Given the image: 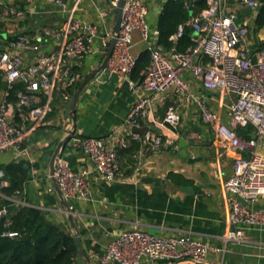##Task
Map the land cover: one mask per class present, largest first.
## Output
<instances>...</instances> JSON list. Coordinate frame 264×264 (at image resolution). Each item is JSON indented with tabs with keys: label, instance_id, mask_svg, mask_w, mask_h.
I'll list each match as a JSON object with an SVG mask.
<instances>
[{
	"label": "built area",
	"instance_id": "obj_1",
	"mask_svg": "<svg viewBox=\"0 0 264 264\" xmlns=\"http://www.w3.org/2000/svg\"><path fill=\"white\" fill-rule=\"evenodd\" d=\"M45 1L64 9L65 0ZM119 1L110 0L108 11L116 9ZM124 1L120 29L104 71L128 80L134 101L122 123L104 136H80L72 126L68 128L67 122L64 132L70 138L66 145L82 149L92 162L97 179L114 182L122 172L121 150L138 141L141 146L134 155L137 173L144 148L177 150L179 147L174 137L156 131L158 121L153 117L155 97L172 89L186 102L198 105L199 118L213 131L214 144L222 149L221 153L233 156V171L223 183L228 205V229L223 241L243 243L248 228H264V206H255L259 199H264V48L250 49L249 26L238 21L236 6L255 9L259 3L257 0H186L184 7L190 15L178 25L171 39H178L190 28L192 44L179 51L174 47L166 50L158 43V30H150L143 0ZM202 1L204 6L196 10V3ZM24 2L0 0V82L4 84L0 87V151L22 149L27 136L54 111L55 95L68 111L72 95L69 89L81 81L76 65L91 51L99 29L98 23L81 21L70 11L58 27L47 25L35 32L16 31L18 20L28 12L26 6L19 5ZM134 31L140 33L150 53L149 64L137 80L131 78L137 59L130 53ZM113 34L114 30L109 29L103 37L104 55ZM194 84L228 99L226 122L206 99L193 91ZM144 119L152 123L144 133L133 131V127L143 126ZM160 123L177 131L180 116L174 105L167 107ZM249 126L253 127V137L244 138L236 131ZM260 145L263 151L259 150ZM2 175L0 170V183L4 186L7 182ZM53 177L66 200L91 197L87 171L72 170L61 154L54 162ZM6 212L2 207L0 217ZM219 250L189 234L161 236L133 228L118 232L103 252L90 260L92 264L144 261L203 264L211 251Z\"/></svg>",
	"mask_w": 264,
	"mask_h": 264
},
{
	"label": "crops",
	"instance_id": "obj_2",
	"mask_svg": "<svg viewBox=\"0 0 264 264\" xmlns=\"http://www.w3.org/2000/svg\"><path fill=\"white\" fill-rule=\"evenodd\" d=\"M143 1L147 8L146 21L154 31L167 0ZM257 1L264 3V0ZM24 3L28 12L18 20L16 31L35 32L47 25L58 27L70 11L81 21L98 23V34L91 43V51L76 69L82 81L99 68L104 58L103 37L107 30L115 27L116 9L108 11L110 0H65L64 9L45 0H26ZM256 9L236 6L238 21L249 26L247 42L251 50L264 48L260 44L264 42V27L254 30ZM132 46L137 57L145 49L138 31L133 32ZM193 91L206 99L223 121H227L228 99L221 98L218 92L205 91L199 84H194ZM134 97L128 80L102 70L81 92L73 117L68 114L69 110H64L61 101H54V111L27 136L20 151H0V164L24 159L31 166L25 190L15 198L16 201L47 210L73 233L50 174L53 151L65 136L67 122L68 128L72 126L80 136H104L122 123ZM170 105L176 107L180 116L176 132L160 123ZM153 117L158 121L156 131L174 137L179 147L177 150L144 148L137 173L134 171L135 153L129 160L123 157L122 172L114 182L96 178L93 164L81 148L68 144L61 153L72 170L87 171L91 182L90 198L66 200L86 255L94 260L118 232L141 228L161 236L189 234L221 249L211 251L203 264H264V228H248L247 239L240 244L223 241L228 229L223 183L233 171V156L221 153L222 149L214 144L213 131L199 118L198 105L193 101L186 102L168 89L155 97ZM142 124V127H148L152 123L144 119ZM248 128L249 138L253 137V127ZM236 131L241 136L240 129ZM258 148L263 151L261 145ZM255 206H264V199H259ZM78 261L81 263L80 259ZM142 264L167 263L144 261Z\"/></svg>",
	"mask_w": 264,
	"mask_h": 264
},
{
	"label": "trees",
	"instance_id": "obj_3",
	"mask_svg": "<svg viewBox=\"0 0 264 264\" xmlns=\"http://www.w3.org/2000/svg\"><path fill=\"white\" fill-rule=\"evenodd\" d=\"M185 1L167 0L158 17V43L166 50L174 47L183 51L192 44L190 28H186L178 39H171L178 25L190 15L184 7ZM204 4L203 1L196 3V10ZM253 25L254 30L264 27V3L257 7ZM260 44L264 47V42ZM149 61L150 53L144 49L138 55L131 72L133 80L141 78ZM80 82L70 88L69 92L73 93ZM3 85L0 82V87ZM239 129L242 137L249 138L248 127ZM140 146V142L134 141L129 148L122 149L121 154L129 160ZM0 170L3 172L2 179L7 182L4 186L0 183V210L2 207L7 209L0 217V264H74L76 247L72 232L47 210L12 200L19 198L25 190L30 176V163L24 159L14 160L0 164Z\"/></svg>",
	"mask_w": 264,
	"mask_h": 264
},
{
	"label": "water",
	"instance_id": "obj_4",
	"mask_svg": "<svg viewBox=\"0 0 264 264\" xmlns=\"http://www.w3.org/2000/svg\"><path fill=\"white\" fill-rule=\"evenodd\" d=\"M124 0H120L116 6V14H115V27H114V34L111 37L110 41H109V45L107 47L106 53L104 55V58L99 66V68L92 73L91 75H89L88 77H86L85 79H83L80 84L78 85V87L74 90V92L72 93L69 102H68V114L73 117L74 115V111H75V106L76 103L78 101V98L81 94V92L84 90V88L86 87V85L96 76V74L102 70H104L110 56L111 53L113 51V48L115 46L116 43V36L117 33L120 29V23H121V18H122V12H123V6H124ZM133 131L139 132V133H144V131L146 130V127H138L135 126L132 129ZM70 138V134L65 135L63 137V139L57 144L56 148L53 151V154L51 156L50 159V174L53 177V173H54V162L56 160V158L58 156H60V154L62 153L63 149L65 148L68 140ZM54 179V177H53ZM55 181V180H54ZM56 184V182H55ZM57 190L60 193L61 199H62V204L64 206V208H66V211L68 213V221L70 223V227L72 228V236H73V240L75 243V247H76V253H75V257H74V264H92V261L90 260V258L86 255L83 245H82V240H81V236L80 233L76 227L75 221L73 219L72 213L70 212V210L68 209V205L66 202V199L63 197V195L61 194L60 190L58 189L57 185H56ZM81 260V263H79L78 260Z\"/></svg>",
	"mask_w": 264,
	"mask_h": 264
},
{
	"label": "rangeland",
	"instance_id": "obj_5",
	"mask_svg": "<svg viewBox=\"0 0 264 264\" xmlns=\"http://www.w3.org/2000/svg\"><path fill=\"white\" fill-rule=\"evenodd\" d=\"M130 53H131L132 55H134L133 46H132L131 49H130ZM55 101H60V97H59L58 95H55Z\"/></svg>",
	"mask_w": 264,
	"mask_h": 264
}]
</instances>
